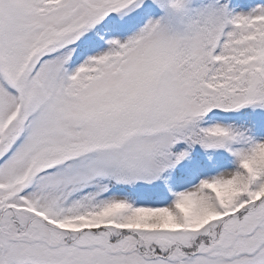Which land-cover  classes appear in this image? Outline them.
<instances>
[{"label": "snow or ice", "instance_id": "1", "mask_svg": "<svg viewBox=\"0 0 264 264\" xmlns=\"http://www.w3.org/2000/svg\"><path fill=\"white\" fill-rule=\"evenodd\" d=\"M0 264H264V0H0Z\"/></svg>", "mask_w": 264, "mask_h": 264}]
</instances>
